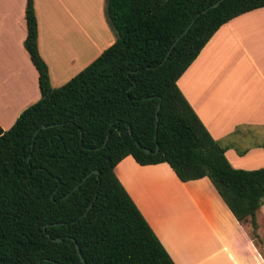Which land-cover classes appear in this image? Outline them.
<instances>
[{
  "label": "trees",
  "instance_id": "16d2710c",
  "mask_svg": "<svg viewBox=\"0 0 264 264\" xmlns=\"http://www.w3.org/2000/svg\"><path fill=\"white\" fill-rule=\"evenodd\" d=\"M214 1L105 0L114 40L51 87L24 0L22 47L39 96L0 128V264H82L73 243L84 264H173L112 172L126 155L166 163L180 181L206 177L257 239L264 167H231L175 84L221 24L264 6L221 0L199 13Z\"/></svg>",
  "mask_w": 264,
  "mask_h": 264
},
{
  "label": "crops",
  "instance_id": "0c3cea01",
  "mask_svg": "<svg viewBox=\"0 0 264 264\" xmlns=\"http://www.w3.org/2000/svg\"><path fill=\"white\" fill-rule=\"evenodd\" d=\"M32 3L36 48L51 87L114 40L105 0ZM23 7L24 0H0L2 130L39 96L36 72L22 47ZM175 84L231 167H264V6L221 24ZM112 172L173 264H264V249L257 245L259 240L264 245V200L254 213L255 239L206 177L180 181L166 163L139 165L129 155Z\"/></svg>",
  "mask_w": 264,
  "mask_h": 264
},
{
  "label": "water",
  "instance_id": "95a60500",
  "mask_svg": "<svg viewBox=\"0 0 264 264\" xmlns=\"http://www.w3.org/2000/svg\"><path fill=\"white\" fill-rule=\"evenodd\" d=\"M219 1H221V0H215L214 2L210 3V4L207 5L205 8H203L202 10H200L199 13H203L205 10H207V9H209V8H211V7H213V6H215ZM188 26H189V23H188L187 26H186V27H185V28H184V29H183V30H182V31H181V32L175 37V39L173 40V43L176 41V39H177L179 36H181V35L186 31V29H187ZM167 53H168V51H167L166 54L164 55V58H165V56L167 55ZM157 108H158V104H156L155 111H156ZM41 127H43V126H41ZM142 149H143L145 152H148V149H146V148H142ZM154 150H156V148H155ZM92 172L95 173V170H92ZM87 207H89V204H88ZM55 240L58 241L59 238L56 237ZM73 244H74V249H75V251H76V253H77V256H78L79 260L81 261L82 264H84L82 258L80 257V255H79V253H78V248H77L76 244H75V243H73Z\"/></svg>",
  "mask_w": 264,
  "mask_h": 264
},
{
  "label": "rangeland",
  "instance_id": "374dc122",
  "mask_svg": "<svg viewBox=\"0 0 264 264\" xmlns=\"http://www.w3.org/2000/svg\"><path fill=\"white\" fill-rule=\"evenodd\" d=\"M107 22V21H106ZM91 23H92V25H91V28L93 29V30H96L97 29V24H96V22L94 21V19H93V21H91ZM109 27V26H108ZM110 28V27H109ZM110 31L111 32H113V34H114V31L110 28ZM113 38H115V36H113ZM257 245H258V247L260 248V249H264V245L260 242V240H259V242H257ZM264 251V250H263Z\"/></svg>",
  "mask_w": 264,
  "mask_h": 264
}]
</instances>
